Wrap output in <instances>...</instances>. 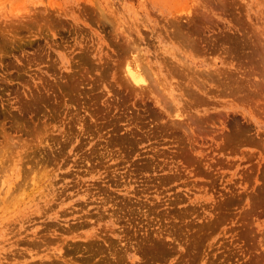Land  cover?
I'll return each mask as SVG.
<instances>
[{"label":"rangeland","instance_id":"rangeland-1","mask_svg":"<svg viewBox=\"0 0 264 264\" xmlns=\"http://www.w3.org/2000/svg\"><path fill=\"white\" fill-rule=\"evenodd\" d=\"M0 264H264V0H0Z\"/></svg>","mask_w":264,"mask_h":264}]
</instances>
